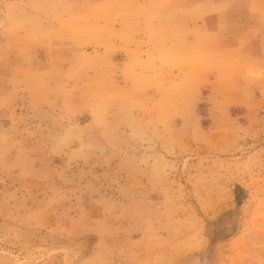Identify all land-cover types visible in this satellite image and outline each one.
<instances>
[{
	"label": "rangeland",
	"instance_id": "obj_1",
	"mask_svg": "<svg viewBox=\"0 0 264 264\" xmlns=\"http://www.w3.org/2000/svg\"><path fill=\"white\" fill-rule=\"evenodd\" d=\"M0 264H264V0H0Z\"/></svg>",
	"mask_w": 264,
	"mask_h": 264
}]
</instances>
